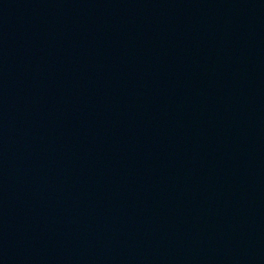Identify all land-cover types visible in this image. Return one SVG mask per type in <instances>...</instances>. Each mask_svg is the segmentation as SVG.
Returning a JSON list of instances; mask_svg holds the SVG:
<instances>
[{
    "label": "water",
    "instance_id": "water-1",
    "mask_svg": "<svg viewBox=\"0 0 264 264\" xmlns=\"http://www.w3.org/2000/svg\"><path fill=\"white\" fill-rule=\"evenodd\" d=\"M0 264H264V0H0Z\"/></svg>",
    "mask_w": 264,
    "mask_h": 264
}]
</instances>
